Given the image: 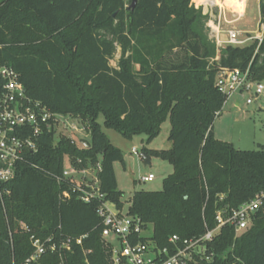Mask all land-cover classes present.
<instances>
[{"label":"trees","instance_id":"obj_1","mask_svg":"<svg viewBox=\"0 0 264 264\" xmlns=\"http://www.w3.org/2000/svg\"><path fill=\"white\" fill-rule=\"evenodd\" d=\"M131 1L0 0V66L12 68L26 95L51 114L80 117L90 139L89 148L77 147L43 132L37 152L26 153L0 185V264H109L96 210L100 202L122 210L113 163L123 159L98 114L104 128L125 139L145 135L147 144L169 119V149L144 153L172 172L160 190L135 191L127 210L150 227L158 248H170L173 235L202 236L216 226L218 211L229 214L260 196L245 230L223 226L188 264H264V145L243 151L212 133L226 101L214 87L217 70L249 68L253 80L264 79V0H258L261 43L219 50L191 0H137L130 8ZM2 86L0 77V92ZM99 155L103 198L86 204L56 177L67 159L83 169ZM31 236L57 246L70 239L71 250L62 259L47 252L26 263Z\"/></svg>","mask_w":264,"mask_h":264},{"label":"built area","instance_id":"obj_2","mask_svg":"<svg viewBox=\"0 0 264 264\" xmlns=\"http://www.w3.org/2000/svg\"><path fill=\"white\" fill-rule=\"evenodd\" d=\"M234 21H205L209 36L214 40L215 47L225 46L245 47L252 40L250 32H242L236 27L223 30L224 25H232ZM260 27V26H259ZM221 34L225 37L222 39ZM263 38V30L254 39L258 45ZM217 59V57H216ZM0 77L3 86L0 92V185L8 182L15 173L18 162L24 161L26 153H35L43 132H55L61 120L70 116L51 114L40 102L30 99L23 85L18 81V75L12 68L0 66ZM214 87L225 96L226 100L233 95H246L245 104H252L262 94L263 86L250 76L249 68L239 69L219 68L214 77ZM74 142L73 140H71ZM79 162V161H77ZM68 167H64L58 182H68L71 193L83 203H90L93 199L102 200L99 192L97 173L100 163H96L94 178H88L89 166L77 169L71 159H67ZM154 180L152 174L142 175L138 181L148 183ZM68 194V193H67ZM261 204V197L257 196L249 203H244L226 214L216 213V226L207 230L196 239L181 241L176 235L168 239L170 248H158L150 240L151 229L139 218L122 213L111 202H100L96 213L101 220L100 237L110 252L109 264H188L194 256H203L204 244L212 241L220 229L225 225L234 227L238 234L248 227L251 214ZM82 236L75 240L81 245ZM145 239L144 241H141ZM33 252L26 263L37 262L47 252H57L62 259L63 252L71 250V240L67 239L57 246L51 238L39 239L30 237ZM63 251V252H62ZM208 260V258H206ZM86 264H89L85 261Z\"/></svg>","mask_w":264,"mask_h":264},{"label":"rangeland","instance_id":"obj_3","mask_svg":"<svg viewBox=\"0 0 264 264\" xmlns=\"http://www.w3.org/2000/svg\"><path fill=\"white\" fill-rule=\"evenodd\" d=\"M191 4L196 9L200 8L202 15L205 16V21H234L232 25H224L223 30L234 26L242 32H250L249 37L252 38L250 43L254 42V39L260 34L258 0H247L242 16L234 14L236 12L242 14V7L232 8L230 3L224 2V0H219V4L216 6L205 7L200 5L198 0H191ZM237 9L238 11H236ZM205 32L210 44L215 46L206 26ZM118 57L119 51L117 50L114 61L111 62L112 65H115ZM215 60L217 59L215 58ZM260 82L263 86L262 94L259 98L254 99L252 104H245L246 95H233L225 101L219 115L214 118L212 123V133L215 139L229 142L234 148L243 151H255L259 145H264V79ZM97 122L101 125V130L110 143L119 149L122 155L123 163L114 162L113 170L117 190L122 192V213L126 214L130 199L135 191L160 190L162 180L172 172V167L167 162L155 157L154 154L150 155L149 165H144V160L141 157L144 149L154 152L169 149L170 143L167 140L170 130L169 119L162 123L159 135L149 144L146 142L145 135H135L130 139H125L114 130L104 128L101 114H98ZM54 138V143L58 139L73 140L77 147L82 146L81 140H90L85 124L78 116L62 119L55 128ZM100 161L101 156L99 155L97 162L100 163ZM88 166V178H94L95 166L92 164H88ZM65 167H68L67 163H65ZM147 174L154 176L152 182L141 183L138 181L140 176Z\"/></svg>","mask_w":264,"mask_h":264},{"label":"crops","instance_id":"obj_4","mask_svg":"<svg viewBox=\"0 0 264 264\" xmlns=\"http://www.w3.org/2000/svg\"><path fill=\"white\" fill-rule=\"evenodd\" d=\"M213 1V3H211L210 1H204V2H202V3H200V5H202V6H216V5H218L219 4V0H212ZM241 0H239V2H240ZM224 2H228V3H230V5H231V7L232 8H236V7H234L235 6V4L238 2V0H224ZM212 4V5H211ZM247 4V0H244L241 4H240V7H242V14L240 13V12H236V13H234L235 15L236 14H239V16H242V15H244V13H243V10L245 11V5ZM224 29V28H223ZM220 37L223 39L224 37H225V35L224 34H221L220 35ZM170 146V145H169ZM150 157V156H149Z\"/></svg>","mask_w":264,"mask_h":264},{"label":"water","instance_id":"obj_5","mask_svg":"<svg viewBox=\"0 0 264 264\" xmlns=\"http://www.w3.org/2000/svg\"><path fill=\"white\" fill-rule=\"evenodd\" d=\"M136 1H137V0H132V1H131L130 8H134V6H135V4H136ZM80 144H81L84 148H89V147H90V142L87 141V140H81V141H80ZM141 157H142L143 160H144V165H149V164H150V157H149L147 154L143 153V154L141 155Z\"/></svg>","mask_w":264,"mask_h":264},{"label":"bare ground","instance_id":"obj_6","mask_svg":"<svg viewBox=\"0 0 264 264\" xmlns=\"http://www.w3.org/2000/svg\"><path fill=\"white\" fill-rule=\"evenodd\" d=\"M206 2V1H210L211 3H213V1L212 0H198V2ZM244 0H241L240 2H239V0H238V2L235 4V6L234 7H236V8H241V7H239L240 6V4L243 2ZM212 5V4H211ZM241 10V9H240ZM233 11V10H232ZM236 11H238V9L236 10ZM237 15H239V14H237Z\"/></svg>","mask_w":264,"mask_h":264}]
</instances>
